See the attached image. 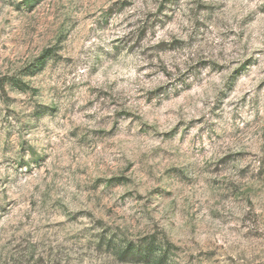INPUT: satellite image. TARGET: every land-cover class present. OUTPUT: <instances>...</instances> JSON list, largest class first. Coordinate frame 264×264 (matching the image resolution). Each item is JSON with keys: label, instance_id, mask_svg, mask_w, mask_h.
<instances>
[{"label": "rangeland", "instance_id": "rangeland-1", "mask_svg": "<svg viewBox=\"0 0 264 264\" xmlns=\"http://www.w3.org/2000/svg\"><path fill=\"white\" fill-rule=\"evenodd\" d=\"M0 264H264V0H0Z\"/></svg>", "mask_w": 264, "mask_h": 264}, {"label": "clouds", "instance_id": "clouds-1", "mask_svg": "<svg viewBox=\"0 0 264 264\" xmlns=\"http://www.w3.org/2000/svg\"><path fill=\"white\" fill-rule=\"evenodd\" d=\"M17 2H20V0H17ZM33 148L34 150L36 151V153L38 155H41L42 154V150H41V147L39 145H33ZM24 159L27 161V160H30L31 159V153H28Z\"/></svg>", "mask_w": 264, "mask_h": 264}]
</instances>
